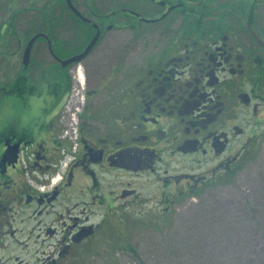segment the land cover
Returning a JSON list of instances; mask_svg holds the SVG:
<instances>
[{
	"label": "flooded vegetation",
	"instance_id": "flooded-vegetation-1",
	"mask_svg": "<svg viewBox=\"0 0 264 264\" xmlns=\"http://www.w3.org/2000/svg\"><path fill=\"white\" fill-rule=\"evenodd\" d=\"M69 1L37 10L26 68L30 38L13 74L0 52V102L29 103L0 120V264H27L57 224L61 258L142 202L153 216L193 206L264 147L258 0Z\"/></svg>",
	"mask_w": 264,
	"mask_h": 264
},
{
	"label": "rangeland",
	"instance_id": "rangeland-1",
	"mask_svg": "<svg viewBox=\"0 0 264 264\" xmlns=\"http://www.w3.org/2000/svg\"><path fill=\"white\" fill-rule=\"evenodd\" d=\"M82 1L84 4L92 1L90 7L101 10L103 6L113 7L114 3L112 0ZM245 1L248 7L255 0ZM53 2L55 0H0V52L14 54L6 63L8 68L13 67L11 74L17 69V55L21 54L24 43L38 30L41 19L37 10L51 7ZM21 9H27L26 13L21 15L18 12ZM255 9L259 11L260 26L264 27V0H258ZM9 21L14 22L13 31L5 26ZM28 104L10 95L2 97L0 120H4L6 113L17 112ZM145 180L142 177L141 183L145 184ZM144 204L142 202L137 209H125L122 226H105L100 235L61 258L57 252L67 243L63 239L69 238L70 231L57 224L58 235L54 240L45 241L44 246L37 244V250L30 243L29 248L26 247L29 251L19 255L18 260L27 264L53 261L55 264H264V147L254 150L251 166L242 169L229 188L214 190L198 202L194 201L193 206L175 208L166 216H153ZM140 212L145 214L139 216ZM72 215L70 211L67 216ZM62 219L68 222L66 217ZM20 227L25 226L20 224ZM27 237L23 235V242Z\"/></svg>",
	"mask_w": 264,
	"mask_h": 264
},
{
	"label": "water",
	"instance_id": "water-1",
	"mask_svg": "<svg viewBox=\"0 0 264 264\" xmlns=\"http://www.w3.org/2000/svg\"><path fill=\"white\" fill-rule=\"evenodd\" d=\"M66 4L68 5L69 9L72 10V11H75L73 9V7H71V4H70V1L69 0H65ZM40 38L39 35H36V36H33L32 38H30V40H28V43L24 49V52H23V56H22V64H23V67L26 68L28 63H29V57H30V51L32 49V46L34 44V42ZM95 42V39L91 42V44L86 48L85 52L83 55L77 57L76 59H72V60H69L68 62H66L64 65L68 64V63H71L73 62L74 60H79V59H82L83 56H85L89 50L92 48L93 44ZM16 163L15 161V158H10V161H9V165H14ZM89 234L85 233V235H82V236H88ZM81 238V237H80Z\"/></svg>",
	"mask_w": 264,
	"mask_h": 264
},
{
	"label": "trees",
	"instance_id": "trees-1",
	"mask_svg": "<svg viewBox=\"0 0 264 264\" xmlns=\"http://www.w3.org/2000/svg\"><path fill=\"white\" fill-rule=\"evenodd\" d=\"M258 2V1H257Z\"/></svg>",
	"mask_w": 264,
	"mask_h": 264
}]
</instances>
